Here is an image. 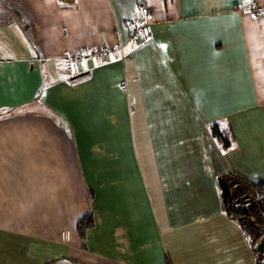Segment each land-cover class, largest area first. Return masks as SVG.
<instances>
[{
	"label": "crops",
	"instance_id": "1",
	"mask_svg": "<svg viewBox=\"0 0 264 264\" xmlns=\"http://www.w3.org/2000/svg\"><path fill=\"white\" fill-rule=\"evenodd\" d=\"M243 1L0 0V264H259L216 181L264 183Z\"/></svg>",
	"mask_w": 264,
	"mask_h": 264
},
{
	"label": "water",
	"instance_id": "2",
	"mask_svg": "<svg viewBox=\"0 0 264 264\" xmlns=\"http://www.w3.org/2000/svg\"><path fill=\"white\" fill-rule=\"evenodd\" d=\"M216 181L226 212L229 214L231 205L235 204V210L241 215V217L248 218L252 210L251 206L254 205L257 207L256 204L258 203L251 200L249 195L245 194L243 185L239 180L228 175H222L217 177ZM259 234L260 239L254 244L253 249L260 254L258 263L264 264V232L261 231Z\"/></svg>",
	"mask_w": 264,
	"mask_h": 264
},
{
	"label": "flooded vegetation",
	"instance_id": "3",
	"mask_svg": "<svg viewBox=\"0 0 264 264\" xmlns=\"http://www.w3.org/2000/svg\"><path fill=\"white\" fill-rule=\"evenodd\" d=\"M245 194L249 195L251 200L256 201L258 204L256 206H251L252 210L249 214L248 218H243L241 215L235 210V204L231 205L229 214L232 217H235L237 221L243 226L248 227L249 231L252 233L256 242L260 239V232H264V199L257 197L252 189L245 188L243 186ZM241 219V220H239Z\"/></svg>",
	"mask_w": 264,
	"mask_h": 264
},
{
	"label": "trees",
	"instance_id": "4",
	"mask_svg": "<svg viewBox=\"0 0 264 264\" xmlns=\"http://www.w3.org/2000/svg\"><path fill=\"white\" fill-rule=\"evenodd\" d=\"M211 130H212V135L213 137L217 140V142L221 145V148L223 150H227L231 147V143H232V137L229 135V133L227 132H224L222 131L217 124H214L212 127H211ZM249 189H252L253 192L255 193V195L257 197H260L261 199H264V183H258L256 185H253L251 188ZM235 218V217H234ZM91 224H92V220L89 219L88 217L87 218H84L82 219L80 222H79V226H78V230H79V233L81 235L84 234V231L91 227ZM246 228L247 230L248 227H244ZM251 233V232H250ZM252 235V233H251ZM253 236V235H252ZM252 241L254 242V244L256 243V240L255 238L253 237Z\"/></svg>",
	"mask_w": 264,
	"mask_h": 264
},
{
	"label": "rangeland",
	"instance_id": "5",
	"mask_svg": "<svg viewBox=\"0 0 264 264\" xmlns=\"http://www.w3.org/2000/svg\"><path fill=\"white\" fill-rule=\"evenodd\" d=\"M241 5L245 9L246 7L249 8L248 10L251 15L254 14L256 17H264V0H244Z\"/></svg>",
	"mask_w": 264,
	"mask_h": 264
},
{
	"label": "built area",
	"instance_id": "6",
	"mask_svg": "<svg viewBox=\"0 0 264 264\" xmlns=\"http://www.w3.org/2000/svg\"><path fill=\"white\" fill-rule=\"evenodd\" d=\"M137 33H138V31L133 32V33L131 34V37H132V38H136ZM98 55H99V56H102V55H104V54H103V53H99ZM76 60H79V58H77Z\"/></svg>",
	"mask_w": 264,
	"mask_h": 264
},
{
	"label": "snow or ice",
	"instance_id": "7",
	"mask_svg": "<svg viewBox=\"0 0 264 264\" xmlns=\"http://www.w3.org/2000/svg\"><path fill=\"white\" fill-rule=\"evenodd\" d=\"M161 47H165L164 45H161Z\"/></svg>",
	"mask_w": 264,
	"mask_h": 264
}]
</instances>
